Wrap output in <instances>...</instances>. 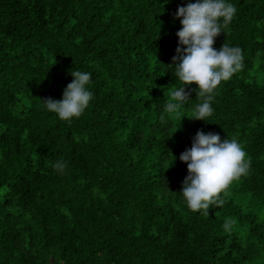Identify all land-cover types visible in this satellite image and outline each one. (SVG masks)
<instances>
[{"label": "trees", "instance_id": "trees-1", "mask_svg": "<svg viewBox=\"0 0 264 264\" xmlns=\"http://www.w3.org/2000/svg\"><path fill=\"white\" fill-rule=\"evenodd\" d=\"M188 2L0 0V264H264V0H230L214 47H240L244 66L214 115L189 119L191 92L165 124ZM75 70L92 73L94 98L68 123L42 101ZM197 131L236 138L251 161L207 216L180 194Z\"/></svg>", "mask_w": 264, "mask_h": 264}, {"label": "clouds", "instance_id": "clouds-1", "mask_svg": "<svg viewBox=\"0 0 264 264\" xmlns=\"http://www.w3.org/2000/svg\"><path fill=\"white\" fill-rule=\"evenodd\" d=\"M236 6L230 0H189L186 6H178L174 19L179 20L176 32L178 46L173 57L175 78L180 85L170 93L165 104L161 123L168 117L178 116L192 101L196 92L199 102L192 106V120H208L214 115L213 101L218 86L232 78L244 66L242 49L224 43L214 47L216 38L224 33L236 15ZM73 77L63 90L62 99L51 97L42 101V109L54 113L59 120L71 123L80 118L94 98L90 90L92 73L71 71ZM197 87L190 91L189 86ZM179 160L187 164L188 174L183 180L180 194L187 208L202 215H209L211 207H222L225 201L221 193L250 170L251 161L236 138L221 139L217 133L197 131L191 147L182 152ZM54 169L64 174L67 164L57 161ZM235 220L227 218L223 228L231 230Z\"/></svg>", "mask_w": 264, "mask_h": 264}, {"label": "rangeland", "instance_id": "rangeland-1", "mask_svg": "<svg viewBox=\"0 0 264 264\" xmlns=\"http://www.w3.org/2000/svg\"><path fill=\"white\" fill-rule=\"evenodd\" d=\"M2 191H3V190H2V189H0V200H1Z\"/></svg>", "mask_w": 264, "mask_h": 264}]
</instances>
